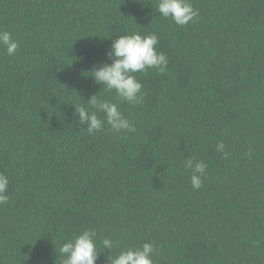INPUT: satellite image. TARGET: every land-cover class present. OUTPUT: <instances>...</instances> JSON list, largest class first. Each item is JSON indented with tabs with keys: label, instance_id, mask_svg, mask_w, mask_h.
I'll return each instance as SVG.
<instances>
[{
	"label": "trees",
	"instance_id": "16d2710c",
	"mask_svg": "<svg viewBox=\"0 0 264 264\" xmlns=\"http://www.w3.org/2000/svg\"><path fill=\"white\" fill-rule=\"evenodd\" d=\"M190 2L198 17L178 26L158 0H0L19 43L15 56L0 47V264H61L83 229L97 233L96 264H109L104 238L112 255L153 243V264H264V0ZM132 33H155L168 58L163 74H135L138 105L88 73ZM95 94L135 132L78 125L74 106L92 111ZM193 157L207 164L195 191Z\"/></svg>",
	"mask_w": 264,
	"mask_h": 264
},
{
	"label": "clouds",
	"instance_id": "9594fccd",
	"mask_svg": "<svg viewBox=\"0 0 264 264\" xmlns=\"http://www.w3.org/2000/svg\"><path fill=\"white\" fill-rule=\"evenodd\" d=\"M156 11L161 17L170 18L176 25L185 26L195 22L199 15L190 0H158ZM159 43L155 33H132L121 35L112 40L110 48L105 53L111 63H102L94 67L90 75L94 82L103 88L106 93H114L116 100L121 103L138 105L143 100V85L137 80L136 73H145L148 69H155L163 74L168 66V58L157 50ZM0 47L8 56H15L19 50V43L12 34L0 29ZM86 105H73L76 123L83 125L89 135L100 132L107 124L114 133H134V124L127 119L119 109L118 103L108 99H98L97 94L92 95ZM102 114V115H101ZM216 151L225 159L228 152L225 144L220 141L216 144ZM183 167L190 170V184L192 189L199 190L203 187L206 178L207 164L203 160L186 158ZM9 179L0 174V206L9 201ZM97 233L95 229H83L76 236L68 238L60 245L59 254L61 264H96L99 253L96 245ZM103 250H110L107 257L109 264H153L152 257L157 249L151 242H145L136 248H127L116 255L112 249L116 242L110 238L101 241Z\"/></svg>",
	"mask_w": 264,
	"mask_h": 264
}]
</instances>
